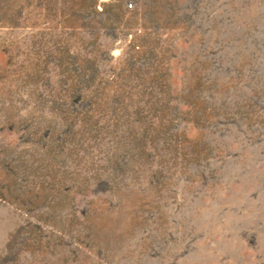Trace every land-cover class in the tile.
Instances as JSON below:
<instances>
[{"label": "rangeland", "instance_id": "rangeland-1", "mask_svg": "<svg viewBox=\"0 0 264 264\" xmlns=\"http://www.w3.org/2000/svg\"><path fill=\"white\" fill-rule=\"evenodd\" d=\"M0 264H264V0H0Z\"/></svg>", "mask_w": 264, "mask_h": 264}, {"label": "bare ground", "instance_id": "bare-ground-1", "mask_svg": "<svg viewBox=\"0 0 264 264\" xmlns=\"http://www.w3.org/2000/svg\"><path fill=\"white\" fill-rule=\"evenodd\" d=\"M100 3L104 2V0H99Z\"/></svg>", "mask_w": 264, "mask_h": 264}, {"label": "built area", "instance_id": "built-area-1", "mask_svg": "<svg viewBox=\"0 0 264 264\" xmlns=\"http://www.w3.org/2000/svg\"><path fill=\"white\" fill-rule=\"evenodd\" d=\"M130 8H132V6L130 5Z\"/></svg>", "mask_w": 264, "mask_h": 264}]
</instances>
